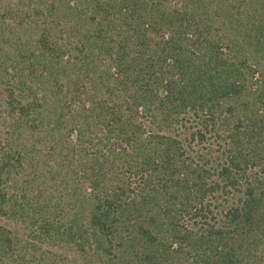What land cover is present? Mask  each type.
<instances>
[{
	"label": "trees",
	"instance_id": "obj_1",
	"mask_svg": "<svg viewBox=\"0 0 264 264\" xmlns=\"http://www.w3.org/2000/svg\"><path fill=\"white\" fill-rule=\"evenodd\" d=\"M0 37V264H264V0H0Z\"/></svg>",
	"mask_w": 264,
	"mask_h": 264
},
{
	"label": "rangeland",
	"instance_id": "obj_2",
	"mask_svg": "<svg viewBox=\"0 0 264 264\" xmlns=\"http://www.w3.org/2000/svg\"><path fill=\"white\" fill-rule=\"evenodd\" d=\"M0 45H2V44H0ZM2 46H5V49L7 48V46L5 44H3ZM8 50H9V48H8ZM5 95H6V93H5L4 87H3V85L0 84V102L3 101L2 97H4ZM187 124L189 125V123H187ZM9 129L10 128L8 126V119L7 120H4V119H2L0 117V141H1V143L4 142V138L5 137L6 138L8 137V134H7L6 131H9ZM207 135H209V133ZM212 139L213 138H211V140ZM206 144H207V142H206ZM193 145H194V147L196 149L199 148L200 151L202 150V148H201L202 146L201 145H196V142L193 143ZM0 223H4V224H6V225H8L9 227H12V228H17V229L20 228V225L19 224H16L13 221H11L9 219H6L4 217H0Z\"/></svg>",
	"mask_w": 264,
	"mask_h": 264
}]
</instances>
